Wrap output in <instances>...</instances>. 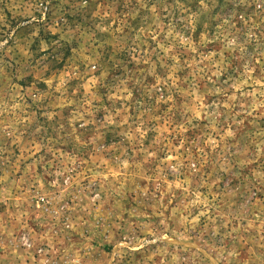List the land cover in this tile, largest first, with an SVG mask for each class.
Here are the masks:
<instances>
[{
  "label": "rangeland",
  "instance_id": "1",
  "mask_svg": "<svg viewBox=\"0 0 264 264\" xmlns=\"http://www.w3.org/2000/svg\"><path fill=\"white\" fill-rule=\"evenodd\" d=\"M0 264H264V0H0Z\"/></svg>",
  "mask_w": 264,
  "mask_h": 264
}]
</instances>
